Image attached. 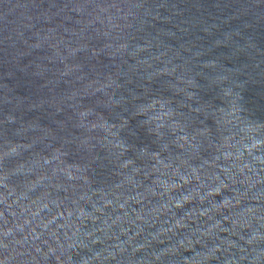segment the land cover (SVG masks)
Instances as JSON below:
<instances>
[{
    "label": "water",
    "instance_id": "1",
    "mask_svg": "<svg viewBox=\"0 0 264 264\" xmlns=\"http://www.w3.org/2000/svg\"><path fill=\"white\" fill-rule=\"evenodd\" d=\"M0 264H264V0H0Z\"/></svg>",
    "mask_w": 264,
    "mask_h": 264
}]
</instances>
